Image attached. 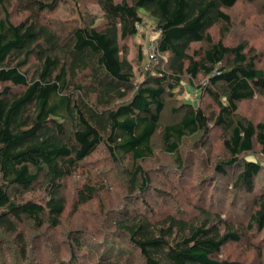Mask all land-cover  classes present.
Instances as JSON below:
<instances>
[{"label":"trees","instance_id":"trees-1","mask_svg":"<svg viewBox=\"0 0 264 264\" xmlns=\"http://www.w3.org/2000/svg\"><path fill=\"white\" fill-rule=\"evenodd\" d=\"M63 2L74 17L54 16ZM90 2L101 16L87 9ZM239 2L0 0V264L4 249H10L8 264H78L80 250L90 252L94 264H132L129 251L123 259L126 249H136L141 264H245L223 252L229 242L264 230V163L254 156L264 152V121L240 111L245 101L264 104V68L247 40L227 42L236 27L231 10ZM141 9L157 33L153 59L150 48L146 54L138 49V59L129 57L126 39L138 34ZM137 63L144 71L140 80ZM197 79L202 83L196 85ZM185 81L200 87L211 107L173 102ZM169 100L177 118L164 122ZM157 132L174 163L145 169ZM217 132L223 157L211 167L191 161L198 171L185 202L200 216L171 212L167 199L178 195L172 186H154V178L162 168L173 172L177 185L190 178L182 145L189 139L206 143ZM99 149L120 166L122 202L129 206L106 220L125 240L115 243L95 223L66 235L69 257L47 246L50 257L35 261L33 249H41L43 236L29 239L20 224L58 228L68 202L78 209L99 199L112 183L107 177H97L99 185L91 173L69 199L65 183ZM153 191L155 203L160 198L166 207L163 215L145 199ZM255 250L264 264V248Z\"/></svg>","mask_w":264,"mask_h":264},{"label":"rangeland","instance_id":"rangeland-1","mask_svg":"<svg viewBox=\"0 0 264 264\" xmlns=\"http://www.w3.org/2000/svg\"><path fill=\"white\" fill-rule=\"evenodd\" d=\"M262 2V0H259L258 5ZM258 5L256 3H254V5H248L247 3H245V0H240V2L231 10V14L234 17L236 27L233 29L229 37H227V42L236 44L240 41L247 40L249 43V47H252L255 53L260 55V61L258 60V64L259 66L264 68V11L259 10ZM86 7L89 11L96 13L98 16H101L102 11L96 3L90 2L86 5ZM140 12H142L141 14L143 17V23L139 27L138 34L134 37H129L126 39L129 46V57L135 59H138V49H142L146 54L147 48H150L153 39L157 35L154 30L151 18L146 14H143L145 13V10L141 9ZM75 15L76 14L73 12L71 4L64 2L54 13V16L61 18L74 17ZM99 21H101V18L99 19ZM149 52H151V50L148 51V54ZM149 57L153 59L151 55H149ZM138 64L139 63L136 64V76L137 79L140 80L144 76V71ZM141 65H143V63H141ZM199 80L200 79H197L195 81L196 85H199ZM196 85H192L188 81H185L183 83L182 89L175 90V96L172 98L173 102H190L198 104L204 109L211 107V105L213 104V100L206 94H204V92L201 93V88L197 87ZM177 92L181 93H179L178 95ZM172 105H175V103H172L169 100V103H167V111L163 114L162 121L165 122L177 118V115H173L169 110ZM240 111L242 112V114L246 115V117H249L255 121H264V104L262 101H245L240 105ZM209 137L210 139H208L206 143H200L198 145L195 144L196 142L194 141V139H189L186 140L182 145V151L184 153V156H186L185 161L186 163L188 162L186 165V172L190 173V178H186L185 176V179H178L180 185H177L176 180H174V178H171L172 175H174L173 172L169 169L162 168V170L165 171H163V173L160 175L155 174V176H159L157 177V179L154 178L153 181L154 186H159L164 189H168V186H172L177 189L175 191L172 187H170L172 193L177 194L178 196L176 200L168 198L166 207H171V212H174V210L178 211L180 209H184L181 211V213L186 217H191L190 219L200 216V214H198L196 210L192 209V206L190 204L188 206L185 202L187 201V196L191 191V184L195 182V175L198 171L196 167L193 166L191 161L195 160L208 167H211L210 165H213L217 160H220L223 157L221 155L223 149L218 139V132L211 133ZM153 138L154 139L152 143L155 155L152 159H149L143 163L144 168L151 169L152 167H157L161 164L170 166L171 163H174V160L173 157L164 152L160 132H157ZM191 152H193V154ZM257 154L258 155H254L255 158L264 163V152H258ZM250 159H253L252 156L250 157ZM119 168L120 166H115L113 164L106 151H104L103 149H99L90 158L87 159L86 163L82 167H80L78 172L73 177L69 178L68 181H65L67 197L69 199L71 198V196H74L73 191H75L76 186L83 183L86 180L87 176L91 175V173L95 177H93V182H97V184L99 185H101V183H99L101 182V180L96 178L99 176L107 177L112 181V183L108 182L109 185H106L105 189L103 190V195H101L99 199L86 204H82L78 209H75L72 206V203L68 202V207L63 219V224L58 228L45 226L38 231L33 228L31 222L25 221L20 224L21 230L27 233V237L29 239L35 233H37L38 236H43L44 238H42V240L38 242V244L40 243L42 245L41 249H33L34 253L32 255H34L35 261H41L43 258L50 257L51 254H49V252L52 249V252L54 251L53 253H55L58 257H69L70 254L68 249H64V247L66 246V235L72 230L89 229L90 226L92 224L94 225L95 223V226L99 225V227H103V231L112 235H108V237L114 240L115 243L118 242V239L121 241L125 240V238L122 237L120 233L115 234L114 231L116 230V228L113 222L106 220L107 214H111V211L113 212L116 210L117 213V210L122 208L123 205L124 207L129 206L127 200L122 202L125 191L123 188V181L121 180V174L119 173ZM166 175H168V177ZM34 194L35 193H31L30 195ZM155 196L156 193L155 191H153L152 193H149L145 199L149 200L148 204L156 210L158 215H163L165 213L164 210L166 209V207L161 206L162 200L160 198L158 199L159 203H155ZM132 197L133 196L129 198ZM192 197H194V195ZM230 201L231 197L226 200L227 209L229 208L228 204ZM100 221H104V223H102L103 226L100 225ZM98 232L102 231L98 230ZM100 236H102V234ZM35 237L36 236H34L33 238ZM47 246H50L52 249H46ZM257 247L261 249L264 248V230L261 233L253 234V236L248 232L247 236L242 237V239H240L239 241L229 242L225 246L223 256L233 259H240L245 264H262L263 260L255 250ZM126 251L127 252L123 258L124 260L129 257V251L130 253H132V255L130 256V262L132 264L142 263V260L138 256L136 249H126ZM9 253L10 249H4L1 252V254L4 255V264H8V261L10 260ZM76 254L78 264H94L92 256L87 250H85V252L83 250H80Z\"/></svg>","mask_w":264,"mask_h":264},{"label":"bare ground","instance_id":"bare-ground-1","mask_svg":"<svg viewBox=\"0 0 264 264\" xmlns=\"http://www.w3.org/2000/svg\"><path fill=\"white\" fill-rule=\"evenodd\" d=\"M250 53V52H249ZM248 53V54H249ZM246 54V53H245ZM251 54H253V53H251ZM257 57V56H256ZM260 61V60H259ZM257 70V69H256ZM258 70H260V69H258ZM253 86V85H252ZM228 87V86H227ZM182 89V88H181ZM258 89V88H257ZM226 91V90H225ZM224 91V92H225ZM222 92V91H221ZM178 93V92H177ZM179 93H181V92H179ZM179 93H178V95H179ZM257 93V92H256ZM260 94V93H259ZM181 95V94H180ZM183 96V95H182ZM257 97V96H256ZM232 99V98H231ZM233 100V99H232ZM227 101V100H226ZM252 103V102H251ZM223 104V103H222ZM222 106V105H221ZM113 107V106H112ZM115 108V107H114ZM215 110H217V109H215ZM220 111V110H219ZM216 119V118H215ZM162 123V122H161ZM218 124H220V123H218ZM225 126V125H224ZM236 126V125H235ZM20 129V128H19ZM71 129V128H70ZM69 129V130H70ZM76 129V128H75ZM159 129V128H158ZM227 129V128H226ZM21 130V129H20ZM77 130V129H76ZM40 132V131H39ZM239 132V131H238ZM222 134V133H221ZM225 134V133H224ZM12 135V134H11ZM74 135V134H73ZM230 138V137H229ZM152 139H154V138H152ZM228 139V138H227ZM29 140V139H28ZM231 143V142H230ZM38 144V143H37ZM53 144V143H52ZM68 144V143H67ZM182 144V143H181ZM42 145V144H41ZM44 145V144H43ZM102 146V145H101ZM19 147V146H18ZM17 147V148H18ZM104 149V148H103ZM247 150V149H246ZM248 151V150H247ZM235 153V152H234ZM251 153V152H250ZM91 154V153H90ZM231 154V153H230ZM226 155V154H225ZM248 155V154H247ZM231 156V155H230ZM243 156V155H242ZM227 157V156H226ZM238 157V156H237ZM250 157V156H249ZM217 158V157H216ZM180 161V160H179ZM91 163V162H90ZM182 163V162H181ZM55 168V167H54ZM138 169H140V167L138 168ZM144 169V168H143ZM83 171H85V170H83ZM142 171V170H141ZM73 173V172H72ZM90 174V173H89ZM240 174V173H239ZM255 175V174H254ZM73 176V175H72ZM63 177V176H62ZM82 177V176H81ZM134 177V176H133ZM90 178V177H89ZM144 178V177H143ZM165 178V177H164ZM97 179V178H96ZM64 181V180H63ZM92 181H93V179H92ZM99 181V180H98ZM133 182V181H132ZM97 183V182H96ZM136 183V182H135ZM134 183V184H135ZM132 184V183H131ZM133 184V185H134ZM172 185V184H171ZM133 189H134V187H133ZM154 189V188H153ZM132 191V190H131ZM130 195V194H129ZM254 202H255V200H254ZM137 210V209H136ZM46 212V211H45ZM44 217V216H43ZM45 218V217H44ZM46 220V219H45ZM50 220V219H49ZM34 221V220H33ZM43 221V220H42ZM32 223V222H31ZM28 225V224H27ZM149 225V224H148ZM264 225V224H263ZM35 226V225H34ZM102 228V227H101ZM73 231V230H72ZM82 232V231H81ZM44 233V232H43ZM70 234V233H69ZM69 236V235H68ZM148 236V235H147ZM68 238V237H67ZM149 238V237H148ZM71 244V243H70ZM71 247V246H70ZM82 247V246H81ZM152 248V247H151ZM89 249V248H88Z\"/></svg>","mask_w":264,"mask_h":264},{"label":"built area","instance_id":"built-area-1","mask_svg":"<svg viewBox=\"0 0 264 264\" xmlns=\"http://www.w3.org/2000/svg\"><path fill=\"white\" fill-rule=\"evenodd\" d=\"M150 50H151V52H150V55L152 56V57H154V52H155V48H154V45H152L151 44V46H150Z\"/></svg>","mask_w":264,"mask_h":264}]
</instances>
